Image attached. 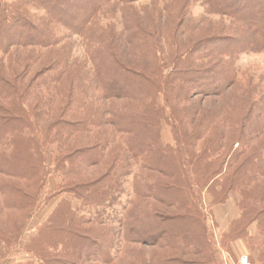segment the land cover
Here are the masks:
<instances>
[{
	"label": "rangeland",
	"instance_id": "rangeland-1",
	"mask_svg": "<svg viewBox=\"0 0 264 264\" xmlns=\"http://www.w3.org/2000/svg\"><path fill=\"white\" fill-rule=\"evenodd\" d=\"M44 2L46 4V1ZM53 2L54 0L48 2V5H54ZM95 2L96 0H59L56 6L54 5V10L62 22H53L50 27L46 25V10L33 5L30 12L35 23L33 22V30L28 27L30 34L17 32L15 26H10V23L4 25L0 31L4 40H31L39 39L43 34L46 38V30L51 28L52 36L56 39L52 44H18L7 52H0V80L10 81L18 86L16 91H12L4 87V82L0 83V104L12 105L14 97L18 99L15 101L16 105L29 111L28 122L33 130L31 128L26 132L23 129V133L29 137L41 138L44 131L47 133L49 128L51 129L50 134L46 135V154L38 159L34 151L32 162L39 163L41 169L38 173L39 183L32 185L29 180L0 174V188L9 184L23 189L28 194L36 190L39 192V196H36L37 208L29 215L30 218L26 219L31 208L22 211L18 207L24 201L23 196L20 197L15 192L10 193L4 188L0 189V264H46V258L52 264H60L58 262L66 260L72 262L71 264H109L102 259L99 245H103L104 252L109 250L111 253V264H157L154 258L159 256L175 261L172 264L178 263V260L182 264L205 263L206 251L199 250L200 254L194 255V245L185 243L183 236L173 238L157 230V226L169 229V224L176 220L178 214L186 211V208H180L177 204L171 206L169 203H162L155 194L149 193L151 191H148L147 187L151 181L147 176L153 170L145 168L140 171L145 156L137 160L139 163L136 159L131 161L128 174L116 176L114 182L107 187L103 202L89 203L76 198L72 193L58 194L57 188L64 182H68V188L76 181L81 185L93 182L107 172L108 157L112 155L114 159V151H120L124 147L126 149L132 134L118 133L115 127L109 124L108 109L126 107L121 111L125 116L142 112L144 106L137 100H143L145 97L139 95V99L134 102L126 98H105V82L110 78H119L116 86L134 93L131 95L135 97L137 88L139 87L138 91L141 89L136 85L135 77L141 75V72L158 73L162 77L172 73L176 75L186 67L188 57L195 60L197 67L184 77L195 84L178 82L174 91L186 95L184 99L172 96V101L182 119L184 131L196 137L194 144L190 141L191 151L199 157L198 160L201 158L204 162L218 164L230 152L244 149L249 143L241 144L238 141L239 134L248 131L251 121L257 122L260 110L255 109L254 104L257 102L259 108L264 109V51H248L224 59L231 61L228 65L231 66L232 76L227 77L228 74H224L220 78L217 72L218 81H213L207 72L198 70L212 64V58L201 57L203 60H199L189 54L200 48L203 50L207 42L213 43L211 47L221 48L223 44L217 43L216 38L232 33L226 29L231 22L217 15L207 16L206 5L202 0H133L129 3L108 0L90 23L88 34L84 36L79 31L85 25V20H88L90 9ZM118 61L135 71H123L117 77L113 69ZM230 77L236 79L235 84L218 93ZM212 85H216L214 90ZM131 88L135 91L130 90ZM212 91L213 93H209ZM150 98L148 97L149 100L144 104L153 102L154 99ZM157 98L158 105L164 110L155 139H158L167 154L173 156L177 153L174 118L165 97L157 95ZM11 108L16 109L15 106ZM72 114L78 115L82 120L85 115L102 120L100 124L92 126L87 134L89 136L68 137L58 134V127L69 124L67 120H70L69 116ZM3 128L5 126L1 127ZM111 134L114 135V141L110 140V143L103 147L104 157L100 163L85 164L82 151L94 149V145ZM21 143L23 145L26 142ZM250 146L254 149L264 146V132L260 137L251 139ZM114 147L116 149H113ZM249 151L250 154L253 153L252 150ZM250 154L245 153L240 158L244 160ZM65 155H69V161L64 163L63 170L56 171L54 157L59 160L60 156ZM14 156L16 159L10 166L18 171L28 159L20 150H16ZM163 163L169 170L175 168L167 162L165 164V161ZM125 164L126 161L123 166ZM29 170L33 177V171ZM230 170L226 176H229ZM47 172L49 174L46 176ZM189 172L190 178L194 179L195 176ZM137 174L143 175L142 178L141 175L137 178ZM159 175L167 181L171 179ZM182 176L187 178V175H178V172L174 175L175 178ZM225 178L222 176L220 183ZM221 187V184L217 185L216 192ZM257 189V185L251 184L250 191ZM137 190L145 197L139 198ZM52 194H56L54 198ZM186 195L192 214L198 220L199 230L206 235V243H209L207 252L211 250V264H241L243 256H247L251 264H264V234L261 233L257 222L249 226L246 237L236 240L227 237L234 220L238 219L243 211L239 186L232 188L219 200H216L217 194L208 188L195 186L188 190ZM62 199L70 200L73 218H82L84 222L76 219L78 221L68 229L70 234L66 226L57 224L50 234H46V225L52 212L55 214L56 211L66 209V204L59 207ZM136 203L140 205L136 206ZM155 208L164 221L160 223L158 220L157 226L152 222L151 225H146L141 217L145 211ZM128 210L135 211V214L127 212ZM52 218L54 219V215ZM99 222L103 225H98ZM128 224L136 225L139 231L142 229L141 232L138 231L139 236L134 237L138 241L129 242L124 239L128 233ZM102 228L111 234L107 244L102 242L98 233ZM37 235L38 239L33 240ZM68 235H74V238H66ZM161 236L165 237L159 239ZM56 238L68 242L66 250L59 252L61 245L59 249L46 247V241ZM184 246L187 248L185 254L181 252ZM72 248L76 250L74 257H70L75 251ZM42 260L45 263H42Z\"/></svg>",
	"mask_w": 264,
	"mask_h": 264
},
{
	"label": "trees",
	"instance_id": "trees-1",
	"mask_svg": "<svg viewBox=\"0 0 264 264\" xmlns=\"http://www.w3.org/2000/svg\"><path fill=\"white\" fill-rule=\"evenodd\" d=\"M44 1H46V4ZM51 1L52 0H15L13 2H6L0 0V31H2L4 25L10 23V26H12V24L15 26L14 29L17 30V32H27L30 34L31 30L28 27H31L32 29L35 23L33 14H31L30 12V7L33 5H36L37 7L39 6L40 8H44L46 10V13H48L46 25H48V27L52 26L51 24L53 22H62L60 17L54 10L56 9L55 6L57 2H59V0H54L53 3L55 6L48 5V2ZM106 1L108 0H96L95 4L92 6L93 8L91 7L90 9V16L88 20H85V25L79 31L80 34H83L84 36L88 34L90 23H92V21L97 17V13L100 9L103 8V5ZM112 1L129 3L133 0ZM202 1L206 5L207 16L217 15L219 17H224L231 22V25H228L226 29L228 31H232V33L220 35L218 38H216V40H218L217 43L223 44L221 48L216 49L214 46L211 47L213 43L207 42V45L202 48L203 50H200V48L189 54L194 56L195 59L199 60H203L201 59V57H205L208 59L212 58V64H208V67H206L205 69L198 68V70L207 72L211 76L210 78L213 81H218V79L216 78L218 77L216 74L217 72L218 75H220V78L221 75L224 76V74H228L227 77H229L230 75L232 76L231 66L228 65L231 64V61H224V59L229 57L233 58L236 55L248 51H264V0ZM66 26L69 25L66 24ZM38 27L40 26L38 25ZM46 31V38H44L45 34H43L39 39L31 40L12 39V41H10V39L4 40L0 36V52H7L11 47L18 44L42 45V43L46 42L47 45L56 42V39H54V37L52 36V29L49 28ZM195 63L196 62L194 59L188 57V62L186 63L185 68H182L176 75L172 73L168 74L166 77H162V75H159L158 73L146 74L145 72H141V75L137 74L138 76H136L138 78L135 77L136 85L140 86L141 89L139 91V87L136 91L134 88L130 89L132 91H135V97L131 95L134 93H130V91L127 92L126 89H122L119 88V86H116L119 78H110L109 81L107 80L108 82H105L104 85L105 98H126L128 99V101L134 102L136 99H139V95H141V97H145L143 98V100H137L139 101L140 105L144 106L142 112L125 116L121 113V111L126 107L119 108L120 110L114 109L113 107L108 109L109 124H112L118 133L132 134L128 139L126 149L124 147L120 151H114L113 153H116V157L114 159L112 155L108 157L107 172L105 174H102V176H100L93 182L81 185L76 181V178L73 181H76V183L73 184L71 188H68V186L66 185V183L68 182H64L63 185L62 183H60L57 189L59 191L58 194L72 193L76 198L83 199L85 202H103L105 191L107 190V187L112 182H114L116 176H125L126 174H128L131 161H135L136 159L137 162V160L141 159L142 156H145V161L141 162L140 171L145 168H152L153 170L149 174V176H147V179L151 181L149 183L151 186L149 185L147 187V190L151 191L149 193L153 195L155 194L162 203H169V205L171 206L177 204L180 208H186V211L178 214L176 220H174V222H171L172 224H169L170 228L167 230L164 227L157 226V224L159 223L158 220H160L161 223V221H164V219H162V215L159 214V211L156 208L152 211H145L143 217H141L142 221H145L146 225H151L152 222L153 224H155V226L158 227L157 230H161V234H164L165 236L168 235L173 238L183 236V238L186 240L185 243L188 244L190 242L194 245V250H192L194 255L200 254L201 251H206V262H200L196 264H211V250L207 252L209 243H206V238L204 237L205 234L203 235L202 231L199 230L197 224L198 220L195 216H193L191 211L192 209L189 207V202L186 199L187 191L190 190L193 186H195L196 188H208L212 193L214 192L217 194L216 200H219L221 196H224L226 193L232 190V188H234L235 186H239L240 192L242 194L241 204L243 211L241 216L238 219L234 220L229 232L230 235L228 234L227 237L229 239L233 238L235 240L240 237H246L248 235V228L253 222L258 223L261 233L264 234V146H261L259 149H254L252 146H250V140L254 139L255 137H260L264 132V109L261 107L259 108L257 102L254 104V108H258L260 110V114H257L258 123L256 121H251L249 123L248 131L239 134L238 137V141L241 142V144H244L246 142L249 143L246 147H244V149H241L240 151L235 150L230 152V154L228 156L225 155L223 161L218 162V164H214L217 162H204L201 160V158L200 160H198L199 157L197 158V156L194 154V152L191 151L190 148V141L194 144V140L196 139V137L195 135H188L184 131L182 119L177 114L172 101V96L175 98L183 97L184 99L186 95V93L185 95H182L184 93L181 94L178 91H174L178 82L182 81L184 83L195 84L192 81H188V78L184 77L188 72L191 73V70L197 67L195 66ZM133 70L134 69L130 66H125L124 64L120 63V61H118L116 63V68L113 69V73L115 72V75L118 77L123 73V71H130V73H132L131 71ZM235 82L236 79L230 77V79L223 84L221 89L218 90V93H222L226 88L233 86ZM0 83H3L6 89H10L12 91H16L18 87L16 83H12L10 81L0 80ZM215 88L216 85H212V90H214ZM181 89H183V87H181ZM209 93H213V91ZM157 95H163L165 97L166 102L168 103L167 106L170 108L172 117L174 118L175 123H173V128L177 131L175 133V142L177 143V147L175 150L177 151V153H174L173 156H170V153L167 154L168 152H166V149L163 150L158 139H155V135L160 129L159 126L164 110L162 109L161 105H158ZM148 97H151L150 99H154L153 102L150 101V103L144 104L145 101L149 100ZM17 100V98L15 99L13 97L12 102L15 104H0V174H4L6 176L9 175L12 178H19L24 181L29 180L31 181L30 183L32 185H35V183H39L38 173L41 169L39 167V163L35 164L32 162L34 158V151L37 153L38 159H41L42 156L46 154V135L50 134L51 129L49 128L47 133L44 131V135L41 138L29 137L27 136V134L23 133V129L27 132L31 128L33 130V127L28 122V117L30 114L29 111L16 105L15 101ZM12 106H15L16 109H12ZM69 118L70 120H67L69 122V124H67L68 126L65 124V126L58 127V134H65L68 137L73 135L89 136L87 134H89V132L91 131L92 126L100 124L102 120V118L98 119L92 116L90 117L88 115L83 116L82 120L76 114L70 115ZM58 121H60V119ZM260 121L262 122L261 124L259 123ZM243 123L245 124V121ZM2 126H5V128L1 129ZM240 131L242 132V130ZM5 139L7 140V142H4ZM113 139V134H111L109 137L105 136V138H102V141H100V143L93 146L94 149H86L85 151H82L84 154L83 158L85 164L92 165L100 163V161L104 157L103 147L109 144L110 140ZM21 141H25L26 143H23L22 145ZM113 149L116 148L114 147ZM16 150H20V153H22L24 157L28 159L24 162L23 167L18 171L14 167L10 166V164L14 163L13 161L16 159V157L14 156ZM249 150H252L253 153L250 154ZM245 153H249L250 155L242 160V158L240 157L244 156ZM106 156L107 155H105V158ZM68 157L69 155H65L64 157L60 156L59 160H56V157H54L53 162L56 171L64 169L63 165L70 158ZM124 161H126V164L123 166ZM163 161H165V164L167 162L171 166L173 165L175 168L172 170H169L167 167L165 168L163 166ZM211 164L215 166H212ZM211 167H214V169H210ZM29 169L33 171V177L31 176L32 174L30 173ZM228 170H230V174L229 176H226L228 174ZM189 171H191V173L195 176L194 179L190 178L191 174ZM176 172H178V175H187V178H184V176L175 178L174 175L176 174ZM154 173H159L163 175V177L167 176L171 179L167 181L163 179L159 174ZM48 174L49 172L46 173V176ZM139 175L141 174H137V178H142L143 175H141L140 177ZM222 176L226 178L222 183H220V179ZM220 184L222 185V187L219 191L216 192L217 185ZM251 184L257 185L258 189L256 191H250ZM3 188L8 190L10 193L15 192L16 194H19L20 197L23 196L25 202L23 201L20 205H18V207L22 209V211L31 208V210L28 211V216L26 219L30 218L29 215L35 211V208H37L38 198L36 196H39V192L37 193L38 190H36V192L33 191L32 193L28 194L24 192L23 189L15 187L13 185L11 186L9 184H4V186L0 189L4 190ZM55 195L52 194V197L54 198ZM137 195L139 198L145 197L139 190H137ZM64 204H66V209H63L64 211L62 210L60 212L55 210V214L54 212H52L46 225V234H50L51 229L57 227L55 226V224L66 226L65 228L70 234L71 232L68 229L72 228V224H74L78 220L80 222H84L82 218H73V208L71 209L70 207V200L62 199L59 203V207L63 206ZM139 205L140 204L137 205L136 203V206ZM129 211L130 210H128L127 212ZM59 212L60 214H58ZM132 212L133 214H135V211ZM57 214L58 216H56ZM52 215H54V219L52 218ZM99 223L100 224L98 225H103L102 222ZM102 230L98 232L100 235V239H102L103 243L107 244V239L111 234L104 228H102ZM136 230V225L133 226L132 224H128V233L124 236V239L129 242L132 240H135V242L138 241L134 238L136 236H139V230ZM141 230L139 232H141ZM77 233L79 234V232ZM174 233H176V235H174ZM38 236L39 235L35 236L33 240H37ZM73 236L70 237L68 235L66 238L71 239L74 238ZM165 236H161L159 239H162ZM9 238L10 236L8 237V239ZM164 240H166V238H164ZM67 243L68 242H66L65 240L58 238H56L55 240L49 239L48 241H46V247H54V249H59V245H61L62 247L59 250V252H61L67 249ZM99 248L102 253V259L105 260V263L111 264L113 262V257L109 250L104 252L103 245H99ZM72 249L75 250L74 248ZM186 251L187 248L184 246V248L181 249V252L185 254ZM75 253L76 250L70 254V257H74ZM154 260L157 262V264L175 263V261L161 256L154 258ZM177 262L178 263L176 264H182L180 260H178ZM42 263H45V261L42 260ZM58 263L71 264L72 262L66 260ZM46 264L52 263L46 258Z\"/></svg>",
	"mask_w": 264,
	"mask_h": 264
},
{
	"label": "built area",
	"instance_id": "built-area-1",
	"mask_svg": "<svg viewBox=\"0 0 264 264\" xmlns=\"http://www.w3.org/2000/svg\"><path fill=\"white\" fill-rule=\"evenodd\" d=\"M241 264H251V263L249 262V259L247 256H243L241 259Z\"/></svg>",
	"mask_w": 264,
	"mask_h": 264
}]
</instances>
